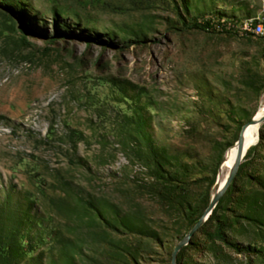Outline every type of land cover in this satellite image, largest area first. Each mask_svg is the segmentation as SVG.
Here are the masks:
<instances>
[{
    "label": "rangeland",
    "instance_id": "obj_1",
    "mask_svg": "<svg viewBox=\"0 0 264 264\" xmlns=\"http://www.w3.org/2000/svg\"><path fill=\"white\" fill-rule=\"evenodd\" d=\"M207 14L264 0H0V264H173L264 98ZM217 212L176 264H264V122Z\"/></svg>",
    "mask_w": 264,
    "mask_h": 264
},
{
    "label": "water",
    "instance_id": "obj_2",
    "mask_svg": "<svg viewBox=\"0 0 264 264\" xmlns=\"http://www.w3.org/2000/svg\"><path fill=\"white\" fill-rule=\"evenodd\" d=\"M256 121H258L260 124H262L264 122V115L261 118H259V119L253 118L249 123H247L243 127L241 135H240V138H239V140L237 142L238 152H237L236 163L234 164L233 168L230 170L229 175H228L224 185L221 188L217 189V191L213 195L212 200H211L209 206L207 207V209L205 210L204 214L202 215V217L198 220V222L195 224V226L192 228V230L186 236V238L182 242H180L178 244V246L176 247L175 252L173 254V264H176L177 255H178L179 251L184 246H187L191 242V240L194 237V235L209 220V218L211 217V215H212L213 211L215 210L217 204L219 203L220 199L222 198L224 192L230 186V184L232 183L233 179L235 178V176L237 174V171H238V168H239V165L241 164V162H242L243 158L245 157L246 152H247V150L249 148L248 147L247 149H245V141H244V138H243L244 134H245V131H246L247 127L250 124H252V123H254ZM259 139H260V132H259L258 141H259Z\"/></svg>",
    "mask_w": 264,
    "mask_h": 264
},
{
    "label": "built area",
    "instance_id": "obj_3",
    "mask_svg": "<svg viewBox=\"0 0 264 264\" xmlns=\"http://www.w3.org/2000/svg\"><path fill=\"white\" fill-rule=\"evenodd\" d=\"M198 22L208 24L217 32H232L240 36L264 34V24L256 17H229L220 14H207Z\"/></svg>",
    "mask_w": 264,
    "mask_h": 264
},
{
    "label": "bare ground",
    "instance_id": "obj_4",
    "mask_svg": "<svg viewBox=\"0 0 264 264\" xmlns=\"http://www.w3.org/2000/svg\"><path fill=\"white\" fill-rule=\"evenodd\" d=\"M263 115H264V98H263V101L261 103V107L255 116V119H259ZM260 126H261V124L258 121H256L247 127L245 134H244V137H243L244 141H245V149H247L248 147L257 143L258 137H259V132H260ZM237 152H238L237 143H236V145H234L233 147H231L227 151L224 162H223V167L225 169H227V174L225 177H222L223 179H221L219 181L218 189L224 185V183H225V181L229 175L230 170L233 168L234 164L236 163Z\"/></svg>",
    "mask_w": 264,
    "mask_h": 264
},
{
    "label": "trees",
    "instance_id": "obj_5",
    "mask_svg": "<svg viewBox=\"0 0 264 264\" xmlns=\"http://www.w3.org/2000/svg\"><path fill=\"white\" fill-rule=\"evenodd\" d=\"M191 27H193V28H199V29H210V27H209L208 24L200 23L198 21L194 22ZM24 39H26V38H24ZM221 201H222V198L220 199L218 205L216 206L215 210L213 211L211 217L209 218V221H211V220H218V215H217L218 212L217 211H218V206H219V204H220ZM208 236L210 238H212V239H219V240H222L225 243H227L226 236H225V233L223 231V228H222V225L220 224V222L217 225L215 231L212 232V233H208Z\"/></svg>",
    "mask_w": 264,
    "mask_h": 264
},
{
    "label": "crops",
    "instance_id": "obj_6",
    "mask_svg": "<svg viewBox=\"0 0 264 264\" xmlns=\"http://www.w3.org/2000/svg\"><path fill=\"white\" fill-rule=\"evenodd\" d=\"M236 17H239V18H245L244 16L242 17L241 15H238V14H235Z\"/></svg>",
    "mask_w": 264,
    "mask_h": 264
}]
</instances>
